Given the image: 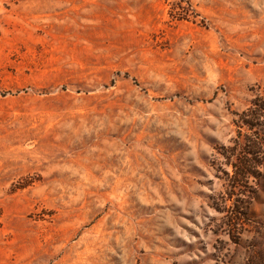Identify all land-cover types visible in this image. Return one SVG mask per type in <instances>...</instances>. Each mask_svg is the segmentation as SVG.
Returning <instances> with one entry per match:
<instances>
[{"label":"rangeland","instance_id":"374dc122","mask_svg":"<svg viewBox=\"0 0 264 264\" xmlns=\"http://www.w3.org/2000/svg\"><path fill=\"white\" fill-rule=\"evenodd\" d=\"M254 98L264 0H0V264H264L219 153Z\"/></svg>","mask_w":264,"mask_h":264},{"label":"trees","instance_id":"16d2710c","mask_svg":"<svg viewBox=\"0 0 264 264\" xmlns=\"http://www.w3.org/2000/svg\"><path fill=\"white\" fill-rule=\"evenodd\" d=\"M264 102V101H263ZM249 111L237 112L235 122L238 126V136L230 145H222L219 153L224 158V164L229 168L224 170L229 185L225 199L230 200V215L226 223L232 225L247 218L250 201L256 191L251 187L250 180L257 184L262 177L261 167L264 164V105L257 99H252ZM232 188V189H230ZM233 188L240 190L239 194L232 193ZM225 204V203H224Z\"/></svg>","mask_w":264,"mask_h":264}]
</instances>
